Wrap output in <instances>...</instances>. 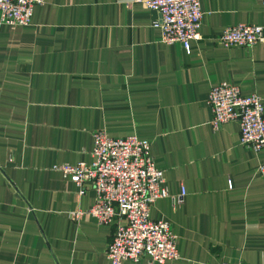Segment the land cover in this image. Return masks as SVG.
<instances>
[{"label":"crops","instance_id":"0c3cea01","mask_svg":"<svg viewBox=\"0 0 264 264\" xmlns=\"http://www.w3.org/2000/svg\"><path fill=\"white\" fill-rule=\"evenodd\" d=\"M200 4L190 52L164 42L152 23L160 12L133 0H44L29 24L0 23V264H110L116 222L88 212L91 180L54 167L91 162L96 130L148 139L170 194L186 190L150 207L180 252L157 264H264V148L241 143L237 120L213 128L207 103L221 80L264 97V41L218 38L238 22L264 25V5Z\"/></svg>","mask_w":264,"mask_h":264},{"label":"built area","instance_id":"2783aa9c","mask_svg":"<svg viewBox=\"0 0 264 264\" xmlns=\"http://www.w3.org/2000/svg\"><path fill=\"white\" fill-rule=\"evenodd\" d=\"M160 12L162 19L153 20L161 30L164 42L180 41L187 52L191 41L201 37L203 10L200 0H133ZM264 5V0H260ZM44 0H0V23L11 28L30 23L33 7ZM226 46H252L264 41V25L238 22L226 26L219 34ZM207 103L212 110L210 124L219 128L230 120L240 125V141L255 150L264 148V97L258 93H243L238 84L221 80L211 86ZM91 162H64L54 165L78 185L91 180L95 202L88 212L101 223L116 222V230L106 253L110 264L126 260L148 264L164 263L180 258L177 235L166 220L150 215L151 205L161 197L171 196L182 202L186 190L182 187L171 195L165 184L164 170L158 167L150 150V141L137 133L112 136L105 130L93 132ZM264 177V161L259 166ZM83 192V189L80 190ZM83 210H74L79 218ZM218 264H248L242 260L221 261Z\"/></svg>","mask_w":264,"mask_h":264},{"label":"water","instance_id":"95a60500","mask_svg":"<svg viewBox=\"0 0 264 264\" xmlns=\"http://www.w3.org/2000/svg\"><path fill=\"white\" fill-rule=\"evenodd\" d=\"M162 19V18H161Z\"/></svg>","mask_w":264,"mask_h":264}]
</instances>
